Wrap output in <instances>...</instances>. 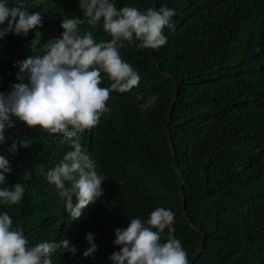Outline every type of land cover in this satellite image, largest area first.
<instances>
[{
  "label": "trees",
  "instance_id": "1",
  "mask_svg": "<svg viewBox=\"0 0 264 264\" xmlns=\"http://www.w3.org/2000/svg\"><path fill=\"white\" fill-rule=\"evenodd\" d=\"M124 6L175 9L174 28L165 29L167 43L158 49L125 42L119 51L139 73V86L111 92L110 111L79 134L106 178L104 197L71 221L41 169L59 164L72 138L17 122L6 138L32 144L10 157L7 186L22 182L26 193L19 205L0 204V212L33 245L69 238L77 254L57 252L53 264H110L119 250L115 229L132 218L146 221L161 206L174 211L173 235L190 263L205 237L194 264H264V0H116L117 9ZM26 7L42 12L43 26L0 41V90L19 82L18 61L42 54L60 36L62 19L80 16L82 34L112 39L102 24L86 22L78 0H26ZM102 76L101 87L110 88L113 81ZM152 95L155 104L141 109ZM88 233L98 246L94 258L83 257ZM167 238L165 229L162 242Z\"/></svg>",
  "mask_w": 264,
  "mask_h": 264
},
{
  "label": "clouds",
  "instance_id": "2",
  "mask_svg": "<svg viewBox=\"0 0 264 264\" xmlns=\"http://www.w3.org/2000/svg\"><path fill=\"white\" fill-rule=\"evenodd\" d=\"M79 9L93 27L101 25L112 39L97 42L91 31L82 34L80 16L62 19V32L50 41L42 54L18 61L17 79L10 91L0 90V204L19 205L26 187L22 182L9 185L13 169L10 157L21 148L31 146L30 138L6 133L17 122L30 129H43L71 139L68 151L55 167L44 173L64 201L71 221L80 219L83 210L104 197L106 178L96 170V163L80 143L79 134L96 127L108 113L110 93L131 91L138 87L140 75L120 49L134 44L139 49H158L167 43L165 29H173L175 9L162 7L140 11L133 6L116 7V0H78ZM43 26V14L30 12L26 0H0V41L9 34L27 37ZM39 36V33H37ZM113 81L101 87L103 76ZM157 96H150L140 107L148 110ZM11 141L8 146V141ZM175 213L170 208L157 207L149 218H132L125 228L115 229L110 264H190L187 251L173 233ZM168 230V238L162 236ZM89 247L84 258H94L98 250L94 234L86 236ZM77 254L78 249L65 237L56 241H41L33 245L22 230L13 227L8 212H0V264H53V254Z\"/></svg>",
  "mask_w": 264,
  "mask_h": 264
},
{
  "label": "water",
  "instance_id": "3",
  "mask_svg": "<svg viewBox=\"0 0 264 264\" xmlns=\"http://www.w3.org/2000/svg\"><path fill=\"white\" fill-rule=\"evenodd\" d=\"M155 61L157 62L156 58H155ZM157 65H158V64H157ZM158 67H159V65H158ZM166 75H168L169 77H171L169 74H166ZM168 134L170 135V130H169V128H168ZM171 146H172V153L174 154L175 151H174V145H173V143H171ZM175 168L177 169V171L179 170L177 164H175ZM181 177H182V179H183V185H184V184H185L184 176L181 175ZM181 189L183 190V187H182ZM182 190H181V191H182ZM182 195H183V197H184V193H183V191H182ZM184 201L186 202L185 197H184ZM184 211H185V203H184ZM185 212H186V211H185ZM204 244H205V237H204V240H203L202 244L200 245L198 251L196 252V254H195V256H194V258L192 259V261H191L190 264H194V262L198 259L199 255H200L201 252H202V249H203V247H204Z\"/></svg>",
  "mask_w": 264,
  "mask_h": 264
}]
</instances>
